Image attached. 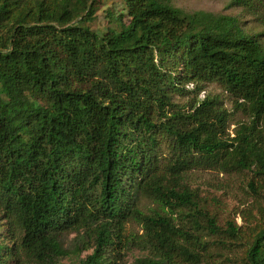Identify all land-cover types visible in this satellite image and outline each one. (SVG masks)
Returning <instances> with one entry per match:
<instances>
[{
  "label": "trees",
  "instance_id": "16d2710c",
  "mask_svg": "<svg viewBox=\"0 0 264 264\" xmlns=\"http://www.w3.org/2000/svg\"><path fill=\"white\" fill-rule=\"evenodd\" d=\"M229 1L264 17V0ZM98 15L104 26L94 28ZM263 34L238 15L172 0H0V264H56L69 231L94 238L80 264H116L136 242L145 253L130 264H201L219 242L207 235L239 236L180 176L249 169L264 189ZM213 81L252 116L231 140L214 99L188 110L173 101L186 83ZM141 195L191 230L142 212ZM259 214L233 264H264V206ZM130 219L144 225L139 240L123 233Z\"/></svg>",
  "mask_w": 264,
  "mask_h": 264
},
{
  "label": "rangeland",
  "instance_id": "374dc122",
  "mask_svg": "<svg viewBox=\"0 0 264 264\" xmlns=\"http://www.w3.org/2000/svg\"><path fill=\"white\" fill-rule=\"evenodd\" d=\"M172 3L186 12L206 11L238 15L247 28L264 32V17L247 13L241 7L230 5L229 0H172ZM104 22V19L98 15L92 26L94 28L102 27ZM260 37L264 42V34ZM185 89L183 94L173 96V101L177 106L188 110L190 104L210 98L214 99L218 106L227 110V128L224 134L226 140H231L236 136L241 124H250L252 121V116L247 108L244 109L242 105H239L238 99L216 81L200 84L189 82L186 83ZM163 155L165 156L164 162L171 158L168 145L163 146ZM253 179L255 184L250 186ZM259 180L249 169L235 170L221 167H192L180 176L181 184L197 191L204 206L217 215L220 226L226 228L228 221L232 220L240 227V234L237 237L230 236L225 232L207 235L206 239L216 240L215 242L219 241L220 243L211 246L210 253L212 252V255L207 254L201 264H233V260H240L244 255L247 248L246 238L253 231L260 217L259 210L264 206V189H262ZM138 206L146 214L158 211L173 215L178 225L191 230L188 218L178 211L172 213L170 207L163 206L153 197L141 195ZM0 222H4V220L0 219ZM4 228L2 229L4 230ZM1 232L0 241H3L4 233ZM144 232V225L138 219L126 221L123 229V233L129 239L135 240H139ZM4 242L9 246L12 245L10 239H6ZM62 242L64 247L69 250V254L61 257L56 264H80L88 254L93 252L95 244L94 238L86 235L84 230L65 233ZM144 253L138 242L133 243L130 249L122 248V253L115 257L116 264H130ZM10 264L35 263L22 257L18 262L11 261Z\"/></svg>",
  "mask_w": 264,
  "mask_h": 264
}]
</instances>
